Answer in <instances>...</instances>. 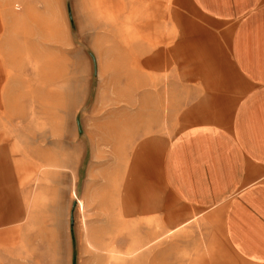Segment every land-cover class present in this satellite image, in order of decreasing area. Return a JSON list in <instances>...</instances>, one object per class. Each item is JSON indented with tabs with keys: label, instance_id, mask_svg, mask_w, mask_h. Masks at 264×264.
<instances>
[{
	"label": "rangeland",
	"instance_id": "rangeland-1",
	"mask_svg": "<svg viewBox=\"0 0 264 264\" xmlns=\"http://www.w3.org/2000/svg\"><path fill=\"white\" fill-rule=\"evenodd\" d=\"M190 7L188 0H0V81L14 87L0 95V105L8 100L0 147L22 204L24 195L15 246L46 248L47 264L222 263L225 256L210 253L217 240L205 238L214 222L166 225L161 209L131 216L121 209L136 154L145 185L166 200L159 165L182 113L167 106L183 102L182 64L171 47L184 17L196 18ZM153 57L161 62L146 63ZM32 162L35 173L27 171Z\"/></svg>",
	"mask_w": 264,
	"mask_h": 264
},
{
	"label": "crops",
	"instance_id": "crops-1",
	"mask_svg": "<svg viewBox=\"0 0 264 264\" xmlns=\"http://www.w3.org/2000/svg\"><path fill=\"white\" fill-rule=\"evenodd\" d=\"M188 3L196 18L184 17L182 37L171 47L182 64L177 75L183 102L167 106L182 113L159 165L166 200L159 203L145 185L144 157L136 154L121 209L125 216L161 209L166 225L187 224L192 217L214 222L216 229L205 238L217 240L210 253L225 256L221 264H264V0ZM4 74L1 70L0 80ZM6 79L0 95L14 89ZM191 79L200 87H191ZM5 147H0V264H47L46 248L32 253L15 246L16 228L25 219L24 195L22 204ZM37 167L29 163L27 171ZM71 195L82 211V201L75 191ZM38 253L43 257L33 256Z\"/></svg>",
	"mask_w": 264,
	"mask_h": 264
},
{
	"label": "bare ground",
	"instance_id": "bare-ground-1",
	"mask_svg": "<svg viewBox=\"0 0 264 264\" xmlns=\"http://www.w3.org/2000/svg\"><path fill=\"white\" fill-rule=\"evenodd\" d=\"M78 202V201H77Z\"/></svg>",
	"mask_w": 264,
	"mask_h": 264
}]
</instances>
